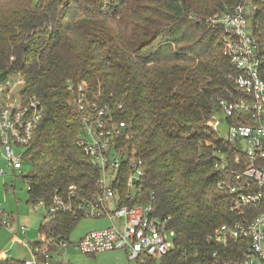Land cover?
Returning a JSON list of instances; mask_svg holds the SVG:
<instances>
[{"label": "trees", "instance_id": "1", "mask_svg": "<svg viewBox=\"0 0 264 264\" xmlns=\"http://www.w3.org/2000/svg\"><path fill=\"white\" fill-rule=\"evenodd\" d=\"M5 2L0 79L20 73L23 93L36 96L43 109L24 155L32 164L22 175L31 186L29 200L50 204L71 185L87 198L97 191L100 169L77 143L75 101L86 82L91 100L108 104L127 122L124 143L144 160L140 199L152 196L175 232L169 253L142 263L182 264L185 252L203 250L207 235L232 217L216 170L218 149H230L209 122L219 100L236 92L222 28L210 19L238 0H0ZM258 6L255 34L264 48V0ZM120 192L124 196L126 189ZM83 218L63 213L50 223L68 236Z\"/></svg>", "mask_w": 264, "mask_h": 264}, {"label": "built area", "instance_id": "2", "mask_svg": "<svg viewBox=\"0 0 264 264\" xmlns=\"http://www.w3.org/2000/svg\"><path fill=\"white\" fill-rule=\"evenodd\" d=\"M258 1L238 0L231 10L210 19L222 28L223 54L236 70V92L230 99L219 100V109L209 122L230 149H218L216 170L218 188L230 198L232 217L207 235L209 244L203 250L185 252L182 264H264V48L255 34ZM24 84L20 73L0 79V158L14 170L23 168L25 149L43 112L36 96L23 93ZM86 85H79L75 101L81 116L77 143L100 169L97 191L87 198L82 188L71 185L66 196L56 193L50 204L45 199L36 201L46 210L39 241L29 247L13 237L31 253L19 259L20 264H64L61 256L70 247L86 254L124 249L136 260L144 256L161 259L174 248L175 232L168 227V218L156 212L152 196L140 199L144 160L124 143L129 137L127 122L117 118L108 104L91 100ZM220 113L224 115L221 120ZM221 124L225 135L219 132ZM4 174L6 169L1 167L0 175ZM63 213L106 217L110 224L72 242L50 223ZM12 221L0 218L6 228ZM12 259L0 252V264H11Z\"/></svg>", "mask_w": 264, "mask_h": 264}, {"label": "rangeland", "instance_id": "3", "mask_svg": "<svg viewBox=\"0 0 264 264\" xmlns=\"http://www.w3.org/2000/svg\"><path fill=\"white\" fill-rule=\"evenodd\" d=\"M8 2L0 3V10L5 9ZM218 116L219 120L224 117L222 113ZM219 128L220 134L225 135L226 127L224 124H221ZM133 149L135 150V148ZM1 167L6 169V174L0 175V210L4 211V218L12 217L13 221L10 228L0 224V252L5 251L12 258L24 259L31 256L29 248L21 242L14 241L13 237L28 243L29 247L39 241L40 225L46 210L38 202L29 200L28 183L22 178V175L31 171L32 164L30 161H24L21 170H14L7 167L6 161L0 158ZM135 189L133 187V190ZM109 224L110 222L106 217L86 216L76 223L69 234L70 240L78 242L87 232L105 228ZM22 226H25V229H22ZM61 258L65 259L64 264H143V259H130L129 254L124 249L86 254L75 247H70ZM145 258L146 263H149L150 259L144 256Z\"/></svg>", "mask_w": 264, "mask_h": 264}]
</instances>
